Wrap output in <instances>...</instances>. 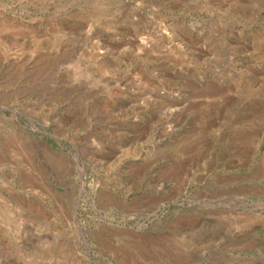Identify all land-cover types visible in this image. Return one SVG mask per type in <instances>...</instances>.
Listing matches in <instances>:
<instances>
[{"label": "rangeland", "instance_id": "obj_1", "mask_svg": "<svg viewBox=\"0 0 264 264\" xmlns=\"http://www.w3.org/2000/svg\"><path fill=\"white\" fill-rule=\"evenodd\" d=\"M0 264H264V0H0Z\"/></svg>", "mask_w": 264, "mask_h": 264}]
</instances>
